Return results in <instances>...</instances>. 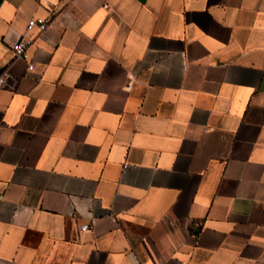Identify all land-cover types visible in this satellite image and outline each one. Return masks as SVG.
I'll return each mask as SVG.
<instances>
[{
	"label": "crops",
	"instance_id": "0c3cea01",
	"mask_svg": "<svg viewBox=\"0 0 264 264\" xmlns=\"http://www.w3.org/2000/svg\"><path fill=\"white\" fill-rule=\"evenodd\" d=\"M3 71L0 264H264V0H0Z\"/></svg>",
	"mask_w": 264,
	"mask_h": 264
},
{
	"label": "built area",
	"instance_id": "2783aa9c",
	"mask_svg": "<svg viewBox=\"0 0 264 264\" xmlns=\"http://www.w3.org/2000/svg\"><path fill=\"white\" fill-rule=\"evenodd\" d=\"M49 26V19H29L27 23V30L30 31L34 27L38 29V31L44 32ZM33 38L30 36H22L20 39L11 44V50L13 52L14 59H22L27 62V69L32 70L34 65L33 61L30 59L28 54V48L31 45ZM12 76L10 73L3 71L0 74V85H2L5 81V77ZM1 197V196H0ZM88 228L87 224L81 225V230H86Z\"/></svg>",
	"mask_w": 264,
	"mask_h": 264
}]
</instances>
